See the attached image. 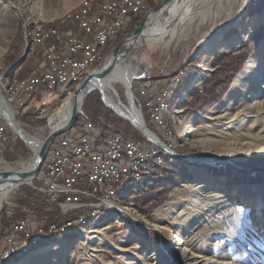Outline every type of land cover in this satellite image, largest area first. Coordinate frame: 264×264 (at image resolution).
I'll return each instance as SVG.
<instances>
[{"label": "rangeland", "instance_id": "rangeland-1", "mask_svg": "<svg viewBox=\"0 0 264 264\" xmlns=\"http://www.w3.org/2000/svg\"><path fill=\"white\" fill-rule=\"evenodd\" d=\"M8 1L18 10L6 8L5 1L0 0V80L3 84L6 82V85H10L14 81L19 82L26 76L27 66L30 62H27V60L33 57V55L27 56L28 47L25 54L26 48L23 35L25 28L29 29L36 26V24L54 23L63 16L84 8V4L90 2V0ZM109 1L111 0H95L99 3ZM38 2H40L42 18L37 16L35 9L29 11V7ZM184 3L185 5L188 4L189 10L184 19L178 22L175 28L176 35L172 40L169 36H166L148 48L144 42V36H142L133 50L127 56L121 58L124 63H132L143 71V77L134 79L131 88L135 98L140 101L142 99L137 91L139 83L144 84L158 77L170 78L182 71L185 84L182 85L180 90H183L188 86L191 79L202 70L204 64L210 69V72L202 77L201 83L190 91L187 102L177 109L178 113L175 112L176 100L172 103L171 109L169 105L166 114L163 116L165 128L160 129L149 123L144 110H142L146 127L174 154L170 155L166 152L171 161L162 168L169 170L170 173L168 176L162 175L159 178L158 186L162 187L164 182L169 180L175 182L177 186L168 191L159 207L152 210L149 209L150 205L144 207L143 210L148 212V215L136 207L138 198L136 199L134 194L137 191H133L128 197L127 192L122 194L117 204L132 209L140 217L138 220H134L121 211L107 216L101 215L99 224L109 223V227L103 231L108 243L102 245L92 244L94 256L88 257L85 249L79 245L78 241L88 238L90 231L83 237L48 245L56 246L67 241V252L64 254H48L41 261L36 260L34 264H124L119 254L113 249L114 246L118 245L128 249L126 258L129 264H151L148 254L133 245L130 233L152 243L161 244L165 250V263L178 264L173 259V248L169 243V239L167 237L162 239L158 232L149 229L148 224L145 223L144 219L153 220L154 218L158 224L167 225L178 232L188 244L192 245L191 247L195 252L213 256L219 261H233L234 264H264V166H257L258 163L264 162V157L257 154H240L239 160H227L215 154V152L192 146L186 141L187 139L197 141L203 137L208 138L214 141L210 147L214 151H220V146H223V142L230 137H227V134H234L238 137L240 134H247L246 132H248V135L251 138L255 137V139L257 136L263 135L260 130L264 129V121L262 126L254 127L255 130L248 128L249 125H253L257 116L260 115L264 119V110L259 112V108L255 107L253 99L250 97L249 90L253 87L250 84L249 77L252 74L247 77L244 75L246 74L247 62L255 54L259 44L264 39V25L259 23L248 34L245 41H239L237 46L230 48L225 53L213 54L208 61L206 56L209 51H205V48L218 38L226 41L237 36L239 31L253 17L263 15L264 0H191V2L188 0ZM159 4L154 6L156 7ZM153 8L151 7L150 10ZM146 14L145 12L142 13L141 18ZM168 17L169 13L165 11L161 22H164ZM131 25L123 30L119 37L117 36L110 44L103 61L105 63L98 70L107 64V57L116 46L134 31H130ZM140 53H146L157 64L165 65L166 70L155 73L151 69H145L143 65L136 62L139 60ZM235 55H240L241 58L246 60L231 80L227 92L206 114H193L192 111L195 105L191 103L190 99L193 92L201 91L203 82L211 78L219 68L228 67L232 56ZM22 58H24L23 63L9 73L10 68ZM149 66L151 67V65L147 67L150 68ZM239 79L244 80L243 86L237 90V94H234L232 101L223 106L222 103ZM262 86H264V80ZM75 89L76 87L71 89L72 93ZM3 90L1 87V93L5 97L6 92ZM116 90L118 99L127 106L124 86L118 83ZM66 96L67 94H58L49 99L47 97L37 98L34 105L24 114H20L16 109H13L14 117L31 135L43 140L49 134L55 122V112ZM263 99L264 96L260 101H263ZM11 107H14V104H11ZM214 111L217 112L216 116H211ZM81 113L94 124H98V122H100V125H102L101 123H104V125L109 124L111 129L117 133L130 135L138 141L143 140V135L131 123L119 117L104 104L102 93L97 89L86 95L81 106ZM81 113H78L73 127L76 126L75 124L80 119ZM208 117H213L215 120L211 121ZM245 119L248 120V123H244ZM200 122L203 123L202 128L197 130L196 128L199 127ZM232 123L233 127L231 126ZM181 125H189L187 131L191 129L197 131L194 130L186 135H181ZM244 125H247L246 128L249 129L246 132L243 131ZM165 132H169L170 135ZM7 136L8 141L4 144L1 152L0 167L4 165L14 167L20 162H29L33 157V153L19 137L14 135L8 126ZM64 136L65 133L58 136L56 140ZM171 165L177 166V174L174 173L176 168L172 170ZM199 170L203 171L204 174L200 173ZM36 176L31 179L32 181L30 180V184L23 183L11 190L8 198L2 203L0 238L18 218V207L29 202L31 197L38 198L37 190L35 191L30 187L31 184L36 189L41 187ZM204 176L216 178L217 183L221 185L243 188L249 194V202H254V199L257 198L255 215L249 214L247 205L234 204L222 192L208 187L205 184ZM129 236L130 238H128ZM48 246L41 244L36 246L35 250L28 252L20 248L19 255L0 264H19Z\"/></svg>", "mask_w": 264, "mask_h": 264}, {"label": "bare ground", "instance_id": "bare-ground-1", "mask_svg": "<svg viewBox=\"0 0 264 264\" xmlns=\"http://www.w3.org/2000/svg\"><path fill=\"white\" fill-rule=\"evenodd\" d=\"M4 1L6 8L11 10L17 9L8 0ZM149 1L150 0H111L109 2L99 3L95 2V0H90L89 3L84 4V8L75 10V12H71L63 16L61 19L54 23L51 22L50 24L43 25L36 24V26H33L29 29H24V38L26 39V45L29 48L27 56L33 55V57L32 59H29L30 62L27 66V74L21 81H14L12 84L6 85V82L3 84L0 80V115L2 116L8 127L12 130L14 135L16 137H19L24 142L26 147L33 153V157L29 162H20L14 167L4 165L0 167V172H27L32 170L37 163V157L44 143V139L41 140L31 135L14 117L11 104H14V107L24 106L27 98L31 95V86L26 85L28 83H36V74L45 73L50 74V76H68V68L57 67L56 69H53L52 66H54L57 61H59V59H62V57H64L67 52L70 51V48L71 54H69V62H82L83 53H85V50H91L92 47L99 42L101 36L102 39L107 41L103 45L102 51H98L97 62H103L105 60V55L109 50L110 44L117 36L119 37V34L121 32H123V30L115 31L112 35L113 25L116 23L117 14L119 19L130 20V9H136V15L140 16L145 12V10H147ZM184 1L187 2L188 0H180V2H178V0H171L170 3L160 11L148 15L144 27V42L148 48L152 47L155 43L165 38L166 36H169L170 40L175 37V28L178 22H181V20L184 19V16L188 12V4L186 3L185 5ZM34 9L36 10L37 16L42 18L40 2L36 4L33 3L29 7V11H32ZM165 11L169 13V17L165 19L164 22H161L162 15ZM259 23H262L264 25V13L261 16L253 17L250 22L239 31L237 36L231 37L226 41H222L221 38L216 39L213 43H211V45L205 48V51H209L208 55L206 56V60L208 61V59L212 58L213 54L227 52L228 50H230V48L237 46L239 41H245L248 34L253 29H255V27ZM125 29L126 28H124V30ZM41 36L43 37V39L41 40V43L36 46V42H40ZM128 46H130V42L125 41L122 47ZM25 50H27V48ZM110 56L111 54L108 57L106 56L107 62L109 61ZM245 70L246 74L244 76L247 77L252 74L249 77L250 84L253 87V89L249 90L251 95L250 97L253 99V104L255 105V107L259 108L260 112L264 110V99L263 101H260V99L264 96V86H262V81L264 80V39L259 44L255 54L247 62ZM209 72L210 69L207 68L206 64H204L202 70L191 79L188 86L185 87L184 91L176 99V113L179 112L177 109H179L181 105L187 101L188 92L193 87L198 86L201 82L202 77ZM182 75L183 72L173 76V78L178 79H174L170 82L171 92L163 93L161 98L156 103H154V112H162V118L163 114L169 107V102L174 98L175 91L181 84ZM142 77L143 71L138 66L133 65L132 63H124L122 59H118L109 74L101 79H93L86 86V88L78 93L75 97L73 93L70 96L64 97L61 101V105L58 107L54 115L55 122L53 126L59 125L61 127L65 125L72 114L73 108L76 107L78 113H80L85 95L90 93L92 90L97 89L102 93L103 102L109 109H111L119 117L131 123L136 129L140 130L150 142L167 150L163 151L159 148L147 149L146 154L137 158V166H141V168L139 171H136L135 174L134 172H129V169H121L123 182L120 183V190L118 191V195L116 196V203L119 201V197L125 192H127V195L133 193V191H143L146 178L150 176L155 170H160L165 164L171 161V158L166 154V152L172 153V151L165 147L159 141L158 137L146 127L142 112L135 102V96L133 95L131 90L132 83L134 79ZM243 82V79H239L233 85L231 92L222 103L223 106L232 101L234 94H237V90H239V88L243 86ZM118 83L123 85L125 88L127 106H125L118 99L116 90V85ZM1 87L2 89H4L3 91L6 92L5 97L1 93ZM216 114L217 112L214 111V113H211V116H216ZM208 119L212 121L214 118L208 117ZM244 121V123H248L247 119H245ZM263 121L264 119L259 115L255 118L253 125H249L248 128L253 129L254 127H260L262 126ZM201 125H203L202 122L199 123V127H197L196 129L198 130L199 128H202ZM87 126H89V119L79 120V127H85L84 139H93L92 127ZM188 126L181 125V135H186L187 133H191L196 130L191 129L190 131H187ZM231 126H234L233 123ZM246 126L247 125L243 126L244 132L249 130L246 128ZM162 128H165L164 120ZM260 132L263 133V135L257 136L256 139L255 137L251 138L248 135V132H246L247 134L242 133L238 137H236V135L234 134H227L226 136H230L231 138L229 137L230 139L228 138L223 142V146H220V151H214L210 147V145H212L214 141H211L208 138L203 137L198 139L197 141L187 139L186 141H188V143H190L192 146H197L206 151L215 152V154L227 160H239L240 154H257L264 157V129H261ZM73 145H76V138L64 137L63 146ZM156 159L161 160V164L159 161H154ZM94 161H102V154H94ZM69 162L70 155H61V163ZM257 166H264V162L258 163ZM90 171H97V164H90ZM199 171L200 173L204 174L203 171ZM204 178L205 184L208 187L222 192L227 196V198H229V201L234 204L247 205L249 208V214L255 215L257 198L256 200L254 199V202H249V194L243 188L221 185L217 183L216 178L213 179L210 176H204ZM30 180L31 179H28L27 181H25V183L30 184ZM10 192L11 190L0 192V210L2 207V203L8 198ZM117 206L118 209L98 208L96 213L93 215L75 218V220L68 222L66 226V233L60 232V227H52L51 232L47 233V239L45 241H42V239H35V246H30V248H28V246H21L20 248H23V250L28 252L32 251L33 249L35 250L36 246L41 244H46L48 246L63 242L64 240H74L78 237H83V235H85L87 232L92 231L88 238L78 240L79 245L85 249L88 257H92L94 256V247L92 244L95 243L96 245H102L108 243L103 231L107 227H109V223L103 222V224H99V222L101 221V215L107 216V214L109 215L116 213L117 211H121L134 220H138L140 217L139 214H136L130 208L121 207L118 204ZM144 220L145 223L148 224V228L158 232L162 239L163 237H167L169 239V243L173 248V259L178 264L235 263H233V261H219L213 256L195 252L191 247L192 245L188 244V242H186L184 238H182L178 234V232L173 230L171 227L158 224L155 218L153 220ZM130 236L133 245L148 254V259L151 264H166L164 257L165 250L161 244L152 243L148 240L139 238L132 233H130ZM130 236L128 238H130ZM67 241L60 245L42 248L37 253L26 258L19 264H34L36 260L41 261L48 254H64L67 252ZM113 249L116 253L119 254V257L122 259L124 264H129L126 258L128 256V249L126 247L118 245L114 246Z\"/></svg>", "mask_w": 264, "mask_h": 264}, {"label": "built area", "instance_id": "built-area-1", "mask_svg": "<svg viewBox=\"0 0 264 264\" xmlns=\"http://www.w3.org/2000/svg\"><path fill=\"white\" fill-rule=\"evenodd\" d=\"M164 1L150 0L145 14L152 6ZM129 12L130 20L119 19L117 14L112 35L115 31L124 30L142 17L136 15V9H130ZM42 39L41 36L36 46ZM106 41L101 36L91 50H85L80 63L69 62L70 48V51L52 66L53 69L68 68V76L36 74V83L26 85L31 86V95L24 106L12 108L24 114L34 105L37 98L49 99L58 94L70 96L72 88L80 85L89 75L98 72L105 63L97 62V55L98 51H102ZM24 43L27 48L25 38ZM174 79L178 78L173 76L163 78L158 91L153 95H150L146 83L137 86L138 94L142 99L140 101L135 98L137 106L141 112L144 110L149 123L160 129H162L164 118H162V112H154V103L163 93L171 92L170 82ZM80 119L89 118L81 113ZM79 120L75 127L65 132L64 136L76 138V145L63 146L64 137L59 140H56V137L49 144L39 175L36 176L41 187L36 189L33 184L30 185L33 190H37L39 199L31 197L29 202L18 207V218L0 238V263L19 255L21 246H28V248L35 246V239L45 241L52 227H60V232L66 233L68 222L75 218L93 215L98 208L118 209L116 196L120 190V183L123 182L121 169H129V172L135 174L141 168L137 166V158L146 154L147 149L159 148L167 151L152 144L145 136L142 141H138L130 135L113 131L109 124L101 123L100 125V122L94 124L90 119L87 127H92L93 139H84L85 127H79ZM7 126L0 115V163L2 148L8 141ZM165 133L169 134V132ZM94 154H102V161H94ZM61 155H70V162L61 163ZM154 161H159L161 164V160ZM90 164H97V171H90Z\"/></svg>", "mask_w": 264, "mask_h": 264}, {"label": "water", "instance_id": "water-1", "mask_svg": "<svg viewBox=\"0 0 264 264\" xmlns=\"http://www.w3.org/2000/svg\"><path fill=\"white\" fill-rule=\"evenodd\" d=\"M171 0H165L164 2L160 3L158 6L154 7L151 9L141 20L139 27L135 29L133 32L128 34L117 46L116 48L112 51L111 56L107 64L98 72V73H93L89 75L80 85L76 87V89L73 92L74 97L80 93L83 89L86 88V86L93 80V79H101L109 72L112 70L114 67V64L118 59H121L124 56H127L134 48L135 44L138 42V40L144 36V27L146 23V19L148 18V15L154 14L157 11H160L162 8H164L166 5L170 3ZM189 10V8H188ZM125 41L130 42V46L126 47L125 49L122 50V46ZM27 53V50L25 54ZM24 54V55H25ZM24 61V58H22L17 64L13 65L9 73L19 67ZM139 65H143L145 69H147L148 65H154L158 66L156 62L153 61L152 57L147 55L146 53H140L139 54V60L136 61ZM86 97V95H85ZM78 116V110L76 107L73 108L72 114L70 118L67 120L65 125L59 126V125H54L47 137L44 139V143L41 147L40 153L37 157V163L34 166V168L30 171L27 172H16V171H5V172H0V192L7 191V190H12L15 187L25 183L28 179H33L40 171L42 162L44 160V157L46 155L47 149L49 144L58 136L62 135L66 131L70 130ZM138 130V129H137ZM141 134L142 132L138 130ZM143 135V134H142ZM144 136V135H143ZM171 155V152H169Z\"/></svg>", "mask_w": 264, "mask_h": 264}, {"label": "trees", "instance_id": "trees-1", "mask_svg": "<svg viewBox=\"0 0 264 264\" xmlns=\"http://www.w3.org/2000/svg\"><path fill=\"white\" fill-rule=\"evenodd\" d=\"M153 7L155 6H152V8ZM141 19L142 18H139L135 23H132L130 31H133L138 28ZM245 60L246 59L241 58L240 55L232 56L228 67L224 66L216 70V73L211 78L203 82V89L201 91L193 92L191 97V103H194L195 105V108L192 111L193 114L200 113L204 115L209 110H211V108L227 92L231 80H233L240 67L245 63ZM183 84H185V78L183 80ZM171 166L172 170L176 168L174 170V173L177 174V166ZM169 173V170L167 171L164 168L159 171H155V173L151 176L150 180H148L147 186L145 185L146 189L144 191L136 192L134 194V196H136V199L138 198V203H136V207H138L141 212H144L143 208L148 205L151 206L149 208L150 210L159 207L162 201L164 200L165 196L167 195L168 191L177 186L176 183L173 181L171 182L169 178H167V180L169 181L164 182V185L162 187L158 186V183L160 181L159 178L162 177V175L168 176ZM144 213L148 215V212Z\"/></svg>", "mask_w": 264, "mask_h": 264}, {"label": "crops", "instance_id": "crops-1", "mask_svg": "<svg viewBox=\"0 0 264 264\" xmlns=\"http://www.w3.org/2000/svg\"><path fill=\"white\" fill-rule=\"evenodd\" d=\"M182 71H180L179 73H181ZM178 73V74H179ZM178 74H176V75H178ZM164 78H166V77H164ZM169 78V77H168ZM171 78V77H170ZM162 79H163V77H158V78H153V79H151V80H149V81H147V82H145L146 83V85L148 86V90H149V93H150V95H153L154 93H156L157 91H158V88H159V86H160V83L162 82ZM183 79H184V74L182 75V79H181V84H180V86L178 87V89L175 91V95H174V98L169 102V105H170V109H171V106H172V103L174 102V100H176L177 98H178V96L184 91V89L185 88H183V90H180L181 89V87H182V85H183ZM144 83V84H145ZM201 83V82H200ZM139 84H143V83H139ZM196 87V86H195ZM194 88V87H193ZM192 88V89H193ZM191 89V90H192ZM190 90V91H191ZM179 91H180V93H179ZM190 91L188 92V95H189V93H190ZM192 97V96H191ZM191 99V98H190ZM187 100H188V98H187ZM187 102V101H186ZM156 103V102H155ZM166 113H164L163 114V116L165 115ZM155 171H157V170H155ZM155 171H154V173H155ZM153 174V173H152ZM152 174L150 175V176H148L147 178H146V181H145V185L147 186V183H148V180H150V178H151V176H152ZM146 186L144 187V190L146 189ZM143 190V191H144ZM138 192V191H137ZM141 192V191H140ZM129 196V194H127V197ZM126 197V198H127ZM108 215V214H107ZM101 222V221H100Z\"/></svg>", "mask_w": 264, "mask_h": 264}, {"label": "flooded vegetation", "instance_id": "flooded-vegetation-1", "mask_svg": "<svg viewBox=\"0 0 264 264\" xmlns=\"http://www.w3.org/2000/svg\"><path fill=\"white\" fill-rule=\"evenodd\" d=\"M150 67V66H149ZM147 69H151L152 72H164L166 69H165V65L163 64H160L158 66H154L151 64V67L150 68H147Z\"/></svg>", "mask_w": 264, "mask_h": 264}]
</instances>
